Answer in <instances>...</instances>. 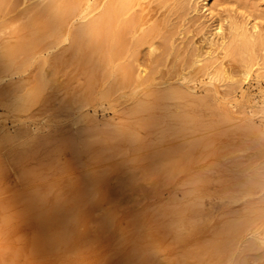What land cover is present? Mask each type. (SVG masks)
Instances as JSON below:
<instances>
[{"label": "rangeland", "instance_id": "obj_1", "mask_svg": "<svg viewBox=\"0 0 264 264\" xmlns=\"http://www.w3.org/2000/svg\"><path fill=\"white\" fill-rule=\"evenodd\" d=\"M107 1L83 0L78 10L79 16L70 23L69 29L75 30L98 17ZM180 5L184 8L181 9ZM27 9V5H21L13 13L7 14L5 10V13H0V22L7 24L9 19L18 20ZM132 15L139 17V27L135 35L126 37L128 47L137 40L142 41L148 33L146 41L136 47L135 53H132L131 47V52L111 64L107 75L106 71H101L94 80L97 81L94 83L96 86L93 84L94 88L88 86L86 71L79 63L68 33H63L59 40L53 39L54 44L50 42L48 48L31 60L19 57L18 63L22 65L19 68L6 70L3 60L7 50L3 46L10 42L17 43L21 36L7 29L0 31V229L5 219L17 211V205L23 198L33 192H59L60 186L106 168L110 171L107 187H117L133 172L141 178L142 168L147 166L150 156L174 152L173 156L177 158L184 151L182 148H186L184 152H187L196 143H205V149L201 153L195 150L189 169L173 175L162 174L158 180L143 182L140 188L122 197L112 227L101 242L91 249L83 250L81 243L78 252L70 247L56 255L35 258L30 255L34 227L31 224H13L11 228H4L5 232L0 235V264H141L142 261L133 262L127 256L131 250L129 247L134 245L133 241L131 245V239L146 233L150 236L139 240V243H143L140 246L150 249L153 254V259L146 264H264V0H139L123 21L129 20ZM232 23L249 32H255L253 29L256 25V36L263 39L259 47L243 54V61L228 56L219 44L210 43L217 26L223 25L228 35ZM154 32L158 33L155 35ZM160 40L168 47L164 49ZM200 52L206 56L203 63L200 66H190L189 63L187 67V57L190 62L194 61V56ZM43 59L49 60L44 62ZM124 64H133L135 71L142 73V80L133 88L119 89L110 97H104L114 84L111 71ZM245 71L249 72L245 74ZM38 73H42L48 81L44 93L45 105L33 103L23 111L7 110L8 102L16 103L33 93ZM13 89L14 92L17 89L15 95ZM82 94L84 96L81 97ZM89 95L93 98L92 102L87 100ZM153 103L157 104L153 112L155 118L162 121V116L167 115L168 134H173L168 140H161L166 129L162 125L153 128L149 136L143 133V144L121 155L117 169L110 162L96 163L95 150L84 151V143H94L105 137L117 144V133L148 118L147 113L135 114V108ZM46 105L49 112L45 111ZM43 106L45 110H42ZM185 118L195 119V122L182 131V120ZM42 135L51 138L47 149L38 156L22 157L21 151L27 143ZM71 138L82 150L78 157L73 150L63 148L65 141ZM217 149L221 150L218 155L215 152ZM241 162L246 164L242 165ZM260 174L262 184L257 182L249 193H235L238 181L245 178L253 180ZM220 189L223 194L219 195ZM11 203L12 206L8 207ZM103 208L102 203L87 208V224L79 227L85 239L97 235L95 231ZM241 209L245 211L242 213ZM134 219L145 220V226L131 227ZM233 222L241 224L240 228L231 229Z\"/></svg>", "mask_w": 264, "mask_h": 264}, {"label": "bare ground", "instance_id": "obj_2", "mask_svg": "<svg viewBox=\"0 0 264 264\" xmlns=\"http://www.w3.org/2000/svg\"><path fill=\"white\" fill-rule=\"evenodd\" d=\"M82 1L83 0H2L0 2V13H2V12L5 13V10H7V14H9V12L13 13V11L15 12L21 5H27L28 6V9L22 13V16H20L21 18H19V16H17V18H19L18 20L16 18H14V19H16L15 21L14 20L10 21V19H9L10 23H9V21H7V24L5 21L0 22V31L1 32H3L4 29H7V30H9L10 33L17 35V36H21V39L17 43L10 44L11 43L10 42L6 47L3 46V48L5 50H7V52H5L7 54L4 53L5 59L3 60V64H4L3 66L4 67L7 66L6 70H10L13 68H19V66H22L21 64L18 63L17 59L19 57L24 56L25 60H31V58H33V56H36L37 53H40V52L42 53V51H44L43 49L48 48L47 45L50 42H52L53 39L59 40L58 38L63 33H65V34L68 33L69 37L72 38L71 41H73L71 44L72 48H74L75 52L78 55L80 65L86 71V74H87L86 77H88V86L91 88L93 86V84L95 82H97V81L94 82V80H95V78L98 77V74H100L101 71H106L105 75H107L109 72L108 70H109V67L111 64H113L117 59H120L122 56H124V54H126L127 52H131V50H130L131 47H132L131 49H133L132 53H135L136 47L139 44H142V43H144V41H146V39L148 37L147 36L148 33L144 35V39L142 41H139V40L135 41V43H133V46H131V47H128L129 43L126 40V37L128 35H130V34L135 35L136 34L138 27H139L138 26L139 25L138 24L139 23V17H137L136 15H138V14H136V15H132L130 17V19L126 20V21L125 20L123 21V18L129 12H131L132 7L139 0H108L107 3L104 5V10L102 9L103 12L101 14H99L98 17H96L95 19L91 20L88 23L86 22L85 25L81 24L82 26H79L77 29L75 28V30L73 29L71 31V29H69V27H70L69 25L75 18H77L79 16L78 10H79V7H80ZM180 6H181V9L184 8L183 5H180ZM140 7H141V5H140ZM180 14H182V13H180ZM142 15L143 14L141 13V19H142ZM78 21H79V19H78ZM161 28L163 29L164 27H161ZM161 28H160V30H161ZM170 28H173V27L171 26ZM155 29H158V28H155ZM257 29L258 28L255 25L253 31L255 30V32H256ZM214 30L216 32L214 33L215 34V35H213L214 38L210 41V43L219 44L221 46V48H224L227 51L228 56H230L234 59H239L240 61H243V59H244L243 54L244 53L249 52L250 50H253L255 47L258 46L259 43L261 44V41H263L262 38H259L258 36H256L255 32H249L247 29H245L243 27L239 28L237 26V24H235V23L231 24L228 35L226 34V29L223 27V25L217 26L216 29H214ZM151 32H153V31H151ZM151 32H150V34H151ZM158 32H156V33H158ZM161 32L163 33V31H161ZM156 33H155V35H156ZM23 34H27V36H24ZM152 36L153 35H151V37ZM171 36H173V35H171ZM151 40L153 41L154 39H151ZM162 40H160V42ZM162 43H163V41H162ZM159 45L160 44H158V46ZM163 45H164L163 48L168 47V44H167V46H165V44L163 43ZM152 47L153 46H151V48ZM170 47H172V46H170ZM210 47H212V46H210ZM210 47H209V50H210ZM216 47H217V45H215V48ZM151 48H149V49H151ZM175 48L176 47H174V49ZM192 49L194 50V48H192ZM155 50H156V48H155ZM160 50H161V48H160ZM176 50H177V48H176ZM151 51L153 52V50H151ZM68 52H69V50H68ZM160 53H161V51H160ZM161 54H159L158 56H160ZM207 54L211 55L210 53H206V55ZM74 55H76V54H74ZM133 55L134 54H132V56ZM215 55H216V53H215ZM130 57L131 56H129V60H130L129 62H131V59H132ZM188 57H187L188 62H186V66L187 65L189 66V63H190V66L191 65L197 66L200 63H203V59L206 58L204 52L203 53L200 52V54H197L196 56H194L195 57L194 61L192 60L191 62L189 61L190 58L188 59ZM190 57H191V55H190ZM166 59H167V57H166ZM47 60H49V59H47ZM47 60L43 59L42 61L46 62ZM70 60H71V58H70ZM150 60H152V59H150ZM50 61H49V63H51L53 61V59L51 62ZM155 61L156 60H154V62ZM133 62H135V61L133 60ZM138 62H140V61H138ZM180 62H182V64H183L182 60ZM61 63H63V61ZM131 63H129V64H131ZM129 64L121 65L117 69H115L114 71H111V73L114 74L113 75L114 84L106 92L104 97H106V98L110 97L112 94H114L119 89L133 88V86H136L135 84L139 83L142 80V78H143L142 73L135 71V69L133 68V66L136 63L135 64L133 63L134 65L132 64V66ZM175 66L179 67L177 64H175ZM208 66L211 68L210 65H208ZM208 66H205V67H208ZM184 67H185V65H184ZM215 68H217V67H215ZM1 69H0V71H1ZM140 69L141 68H139V70ZM149 69L150 68H148L147 71ZM195 70L198 71V69H196V68H195ZM151 71H154V70H151ZM248 72L249 71H245L244 73L247 74ZM212 73L214 74L215 72H212ZM230 77H228V78H230ZM157 80H158V78H157ZM157 80H155V82ZM239 84H241V83H239ZM13 86H15V85H13ZM86 86H87V84H86ZM47 87H48V81H47L46 77L42 73H40L36 79V83H35L33 93L30 91L31 94L29 93L25 97L19 99L16 103L9 104V102H8V105L6 104L7 110H9V111H23L24 109H26L29 105H31L33 103H43V105H45L44 104L45 103L44 93H45V90L47 89ZM227 87H230V85L229 86L227 85ZM92 88H94V86ZM16 90H15V92H17ZM175 90H177V89H175ZM236 90H237V87H236ZM7 91L9 92V90H7ZM12 91L14 94L15 93L14 89ZM21 92H22V90H21ZM19 93H20V91H19ZM91 93H93V92H91ZM21 94H24V93H21ZM18 95H20V94H18ZM189 95L191 96V92H189ZM74 96H75L74 99H76V95H74ZM82 96H84V95L82 94L81 97ZM90 96L91 95H89L87 98L88 102L93 101V98ZM3 97L5 98V96H3ZM6 98H7V96H6ZM158 100L160 102V99H158ZM13 101H14V99H13ZM159 102H156V103L159 104ZM186 104H187V102H186ZM80 105H82V104H80ZM191 105L194 106V104H191ZM183 106H185V105H182V107ZM47 107H48V105H46V108ZM155 107L157 108V104H154V103L153 104H146V105H138V107H136L133 112L135 114L147 113L148 118L145 119L144 121L140 122L139 124L131 125L127 129H123L119 133H117V135L115 136V138L119 140V142L117 144L114 145L111 138L105 137V138H102L101 140L94 142V143H92V142L84 143L83 144V148H85L84 151H89L91 149L93 151L95 150L96 155L94 157V161L96 163L104 164L106 162H110L113 165L114 169H117V168H119V163H121V161H119V157L121 155H124L126 151H128L130 149H134L137 146H141L143 144V140H144L143 139V136H144L143 133H147V136H149L148 134L152 133L153 128H155L157 126L159 127V125H162L166 129L163 130L161 140H163V141L168 140V138L173 134H168L169 132L167 129H168L169 124H167V120H168L167 115L162 116V119H164L162 121H160L161 119L159 120V119L155 118V115L153 113L155 110ZM185 107L187 108V106H185ZM49 108L51 110V107H49ZM171 108H173V107H171ZM77 109H80V108H77ZM42 110H45L44 106L42 107ZM168 110H170V108ZM45 111L47 112L48 108ZM242 115H244V114L242 113ZM133 117H134V115H133ZM32 118H33V116H32ZM85 118H86V116H85ZM48 120H49V118H48ZM194 122H195V119H187V118L183 119L181 130L185 131L186 129H189ZM69 129H71V128H69ZM8 134H9V132H8ZM239 135H241V134H239ZM100 136H101V134H100ZM248 137L251 138V136H248ZM50 143H51V138L47 135H42L40 137L32 139L30 142L27 143L26 147L22 149L21 155H22V157L26 156V155L31 156V157L38 156L47 149V147ZM22 146H23V144H22ZM79 147H80V145H77L76 141L72 138L68 139L63 144V148H69V149L73 150L76 157L80 156L79 154H80L81 149H79ZM174 147H176V146H174ZM205 147H206L205 143H196V144L191 145L189 147V149L187 150V152H184L186 150V148H182V149H184V151H182V153L180 152V154L177 156V158L175 156H173L174 152L173 153L162 152V153H159L155 156H150L147 159L148 160L147 166L145 168L141 167L142 173H143L141 178H138L137 174H135L133 172L130 174V176L127 180L124 179L121 182V184L118 185L117 187H112V186L107 187L106 183H107V179H108V175H109L110 171L106 170L107 169L106 168V169H103L99 172L89 174L81 180L70 181L63 186H60L59 192H53V191H45V192L41 191V192H39V191L35 190L36 192H33L29 195H26V197L23 198V201L19 205H17V211L14 214L9 215L5 219L4 226L0 229V235L5 232L3 230L4 228H6V227L11 228L13 226V224H17V225L31 224L34 227V235L31 239V253H30V255L32 257L41 258V259L46 257V256L56 255L60 251H62L63 249H67L70 247L74 248L73 250L78 252V251H80L81 243L83 244V248H82L83 250L91 249L93 246H95L96 244L101 242L103 236L112 227L113 220H114L115 216H117L116 210H117L118 206L121 204L122 197L129 195L132 191L140 188L143 182H151V181L158 180V177L162 174H166V173L170 174L171 173L173 175L175 173H178V172L181 173V171H185V170L189 169L190 165L193 163L192 161L194 160L195 150L198 151L199 153H201L205 149ZM252 147H253V145H252ZM176 149H177V147H176ZM259 150H257V152ZM220 151L221 150L217 149V151H215L216 155H218ZM251 151H253V150H251ZM145 152L147 153V151H145ZM159 152H161V151H159ZM256 156H257V154H256ZM199 159H200V157H199ZM241 159H242V157H241ZM257 159H259V158H257ZM246 161H249V160H246ZM241 163H243V162H241ZM245 164H246V162H244L242 165H245ZM255 165H256V163H255ZM10 169H12V168H10ZM137 169H139V168H137ZM245 169H247V168H245ZM41 170H42V168H41ZM46 170H47V168H46ZM133 170H134V168H133ZM93 171H95V170H93ZM245 172H243V173L245 174ZM86 174H87V172H86ZM237 174H239V172H237ZM257 174H259V173H257ZM164 177H167V175H165ZM237 178L239 179V177H237ZM240 178L243 179L242 177H240ZM234 180H233V182H234ZM165 181H166V179H165ZM257 182H260L262 184L261 174L257 175L256 178H254L253 180L245 178L241 181H238L236 184L234 183L236 186V189L234 191H235V193H241V192L249 193V190H252L254 185ZM164 184H166V182ZM257 188H259V187H257ZM223 189H225V188H223ZM221 190L222 189H220V192H222V193L219 192V195L223 194V191H221ZM216 193H218V191ZM20 200H19V202H20ZM95 203H102V205L104 207L103 213L97 222V228L95 231V233L97 235L94 237L89 236L90 238L88 237L89 240H87L88 238L85 239L84 238L85 235H83V233L81 234V232L79 231V227L86 226L87 221H88V219H86L87 208L90 205L95 204ZM12 204L13 203L8 205V207L12 206ZM243 204H245V203H243ZM248 204H250V203H248ZM262 209H263V207H262ZM159 211H161V209ZM241 211H242V209H241ZM243 211H245V210H243ZM243 211H242V213H243ZM263 211H264V209H263ZM179 212H181V211H179ZM240 213L241 212H239V214ZM242 213H241V215H243ZM249 213L251 214V211ZM173 214H175V213H173ZM244 214H246V213H244ZM147 215H149V213ZM146 218H148V217H146ZM248 219H251V218H248ZM134 220H133L132 225L129 224L131 227L132 226H134V227L145 226V220L144 221L142 219H138L135 221ZM147 220H146V222H147ZM243 220H245V219H242V221ZM180 222L183 223L184 221L181 219ZM240 226H241V224L234 223L232 225L231 229L237 230L240 228ZM249 232H251V231H249ZM135 233L137 234V232H135ZM146 234L144 236H138L137 239L132 238V235L130 236L132 239L128 236V238L131 239V245H132V241H133L134 245L129 247V248H131V250L129 251L127 258L131 259L133 262L135 261V262L139 263L142 261L143 263L141 262V264H146L145 262L151 261L153 259V254H152L151 250L145 248L144 246L142 248V246H140V245L143 243H139L140 239H143V238L147 239L149 234L148 235H146ZM238 236L239 235H237V237ZM133 237H134V235H133ZM153 241H155V240H153ZM161 246L162 245H160V247ZM238 246H239V244H238ZM155 247H156V245H155ZM157 247H158V245H157ZM254 248H255V246H254ZM119 254H121V253L119 252ZM219 254H221V253H219ZM118 256L120 257V255H118ZM251 259H253V258H251ZM106 261H107V259H106ZM109 261L113 262L111 260H109ZM109 261H107V262H109ZM249 261H250V259H249ZM118 263H120V261Z\"/></svg>", "mask_w": 264, "mask_h": 264}, {"label": "snow or ice", "instance_id": "obj_3", "mask_svg": "<svg viewBox=\"0 0 264 264\" xmlns=\"http://www.w3.org/2000/svg\"><path fill=\"white\" fill-rule=\"evenodd\" d=\"M209 2H211V0H209Z\"/></svg>", "mask_w": 264, "mask_h": 264}]
</instances>
